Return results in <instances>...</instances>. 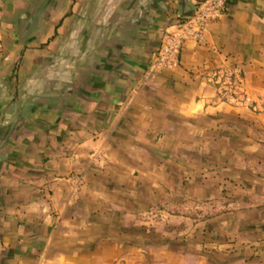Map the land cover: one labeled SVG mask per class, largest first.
Here are the masks:
<instances>
[{
	"label": "crops",
	"instance_id": "crops-1",
	"mask_svg": "<svg viewBox=\"0 0 264 264\" xmlns=\"http://www.w3.org/2000/svg\"><path fill=\"white\" fill-rule=\"evenodd\" d=\"M199 1L0 0V264H264V106L197 72L230 56L264 104V0L147 76Z\"/></svg>",
	"mask_w": 264,
	"mask_h": 264
},
{
	"label": "built area",
	"instance_id": "built-area-1",
	"mask_svg": "<svg viewBox=\"0 0 264 264\" xmlns=\"http://www.w3.org/2000/svg\"><path fill=\"white\" fill-rule=\"evenodd\" d=\"M226 8V0H200L193 12L186 18L174 21L166 31L159 48L154 53L147 69L148 78H153L165 69H171L179 64V54L187 42L196 44L203 42L204 34L209 25L222 17ZM3 44L0 38V53ZM203 82L211 85L219 102L235 107H247L253 111L263 109V100L247 88L240 64L232 57H224L216 68L209 69L206 65L197 68ZM104 156L100 148L90 152V162L102 167ZM77 185L82 184L80 176H75ZM36 264H44L42 261Z\"/></svg>",
	"mask_w": 264,
	"mask_h": 264
},
{
	"label": "rangeland",
	"instance_id": "rangeland-1",
	"mask_svg": "<svg viewBox=\"0 0 264 264\" xmlns=\"http://www.w3.org/2000/svg\"><path fill=\"white\" fill-rule=\"evenodd\" d=\"M149 216H151L153 218H157V217H160L161 215L159 213L152 212V213H149ZM147 229H148L149 233H153L155 227L153 225H151V224H148L147 225Z\"/></svg>",
	"mask_w": 264,
	"mask_h": 264
}]
</instances>
